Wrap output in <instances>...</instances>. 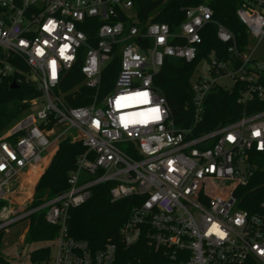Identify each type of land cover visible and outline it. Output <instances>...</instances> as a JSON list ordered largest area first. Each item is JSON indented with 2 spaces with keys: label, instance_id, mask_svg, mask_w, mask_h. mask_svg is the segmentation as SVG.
<instances>
[{
  "label": "built area",
  "instance_id": "2783aa9c",
  "mask_svg": "<svg viewBox=\"0 0 264 264\" xmlns=\"http://www.w3.org/2000/svg\"><path fill=\"white\" fill-rule=\"evenodd\" d=\"M133 6L134 0H0V83L20 79L18 63L24 62L26 78L41 91L34 107L0 136V201H6L0 229L43 210L59 231L42 264H264V212L240 208L237 195L258 169L254 157L264 152V110L196 133L214 87L242 85L240 103L264 100V63L249 45L241 49L207 4L187 8L176 31L167 23L136 25ZM237 16L250 37H264V0H247ZM210 24L228 44V57L215 51L200 57L208 76L191 84L194 117L180 126L154 77L166 60L198 59L202 30ZM115 55L120 70L112 90L88 106L68 105L60 89L66 74L77 67L83 84L98 90ZM66 138L86 147L68 190L22 212L6 189L53 158ZM107 181L114 182L113 202H143L132 208L118 240L94 248L69 234V212Z\"/></svg>",
  "mask_w": 264,
  "mask_h": 264
},
{
  "label": "trees",
  "instance_id": "16d2710c",
  "mask_svg": "<svg viewBox=\"0 0 264 264\" xmlns=\"http://www.w3.org/2000/svg\"><path fill=\"white\" fill-rule=\"evenodd\" d=\"M245 3L247 0H134L133 12L137 16L136 25L143 26L151 22L167 23L172 31H176L186 19L187 8L207 4L213 10L214 19L223 22L236 35L241 49H245L246 45H249L250 34L237 16L238 8ZM131 20L129 18V21ZM85 30L91 36L95 33V30L87 27ZM201 36L202 45L198 59L190 63L166 60L154 77L155 85L167 100L171 117L180 126L190 125L194 117L191 78L200 57L212 51L219 57H228V44L218 39L213 24L202 30ZM18 64L22 71L20 79L13 76L0 83V136L30 111L34 107L33 100L41 96L37 83L26 78L28 67L24 62ZM119 70L120 57L115 55L102 71L100 88L95 90L83 84L84 75L75 67L66 74L60 85L66 103L72 107L88 106L95 95L99 98L104 97L114 87ZM241 88L242 85H236L231 90H226L218 86L210 91L204 102L205 113L202 121L196 126L197 134L233 123L243 115L264 110V100L254 99L240 103L238 99ZM85 151L86 147L80 141H73L71 138L59 143L57 152L36 185L29 208L42 205L47 192L48 199H51L68 190L70 173L77 168V158ZM253 161L258 169L250 183L240 188L237 195L240 198V208L251 214H260L264 212V152L256 154ZM113 186L114 182L111 181L95 185L91 189L90 199L70 210L68 225L72 237L86 240L94 248L101 247L109 239L118 240L120 228L129 218L132 208L140 205L143 198L129 197L113 202L110 193ZM5 204L6 201H0V211ZM29 220L30 227L25 236V243L46 241L52 243L58 235V227L45 220L43 210L32 214ZM15 224L17 223L11 226ZM9 227L0 229V264H9L1 253L4 235ZM51 252L50 244L32 250L30 261L32 264L45 263L50 259Z\"/></svg>",
  "mask_w": 264,
  "mask_h": 264
},
{
  "label": "rangeland",
  "instance_id": "374dc122",
  "mask_svg": "<svg viewBox=\"0 0 264 264\" xmlns=\"http://www.w3.org/2000/svg\"><path fill=\"white\" fill-rule=\"evenodd\" d=\"M249 48L253 50V56L259 62L264 63V37L262 39H256L254 37H250ZM207 71H208V63L206 61L200 62L199 65L196 67L195 72L192 75L191 78L192 83L196 82L197 79L202 75L208 76ZM222 82H224L227 85H229V83L231 84V81L227 79H224ZM51 160L52 158H49L45 163H42V165L40 164L36 166V170H34V176L36 174L38 175H36L37 178L35 180L36 184L34 183L35 186H32L28 182L29 178H31L29 177V173H27L26 175V172H22L16 178H14V182L10 185V187L6 189L7 198H9L13 203H15L16 205L15 207L19 208L22 212L26 211L29 205L31 204L34 197L36 185L39 179L41 178V176L45 173ZM27 189L30 191H28ZM29 227H30V220L24 219L21 222L7 228V231L5 232L4 235V242L1 253L9 264H31L30 252L32 250L38 249L40 247L49 244L51 245V250L54 251V245L48 241L36 242L32 244L25 243L24 240L26 233L29 230ZM16 253H19V255H16Z\"/></svg>",
  "mask_w": 264,
  "mask_h": 264
},
{
  "label": "bare ground",
  "instance_id": "6f19581e",
  "mask_svg": "<svg viewBox=\"0 0 264 264\" xmlns=\"http://www.w3.org/2000/svg\"><path fill=\"white\" fill-rule=\"evenodd\" d=\"M33 169V168H32ZM31 170V169H30ZM37 175V174H36ZM29 177H31V178H29V180H28V182L32 185V186H34V183H35V176H34V169H33V171L31 170V172H29ZM27 182V181H26ZM29 187V186H28ZM27 187V188H28ZM28 190V189H27ZM28 191H30V190H28ZM31 193V192H30ZM27 196V195H26ZM28 197V196H27Z\"/></svg>",
  "mask_w": 264,
  "mask_h": 264
},
{
  "label": "crops",
  "instance_id": "0c3cea01",
  "mask_svg": "<svg viewBox=\"0 0 264 264\" xmlns=\"http://www.w3.org/2000/svg\"><path fill=\"white\" fill-rule=\"evenodd\" d=\"M33 169L34 170H36V167H33ZM33 169L31 168V170L33 171ZM40 169V168H39ZM31 170H28V172L26 171V175H27V173H29V172H31ZM38 175V174H37ZM36 178H37V176L35 175V180H36ZM36 184V183H35ZM35 184H34V186H35ZM34 188V187H33Z\"/></svg>",
  "mask_w": 264,
  "mask_h": 264
},
{
  "label": "water",
  "instance_id": "95a60500",
  "mask_svg": "<svg viewBox=\"0 0 264 264\" xmlns=\"http://www.w3.org/2000/svg\"><path fill=\"white\" fill-rule=\"evenodd\" d=\"M14 85H15V82H14ZM48 198V193H46L45 197H44V201H46Z\"/></svg>",
  "mask_w": 264,
  "mask_h": 264
},
{
  "label": "snow or ice",
  "instance_id": "6c2138e0",
  "mask_svg": "<svg viewBox=\"0 0 264 264\" xmlns=\"http://www.w3.org/2000/svg\"><path fill=\"white\" fill-rule=\"evenodd\" d=\"M257 135L259 134V133H256ZM229 139H231V137H229Z\"/></svg>",
  "mask_w": 264,
  "mask_h": 264
}]
</instances>
